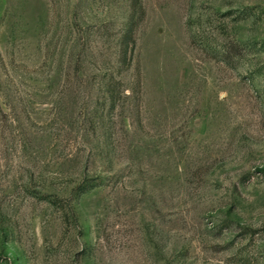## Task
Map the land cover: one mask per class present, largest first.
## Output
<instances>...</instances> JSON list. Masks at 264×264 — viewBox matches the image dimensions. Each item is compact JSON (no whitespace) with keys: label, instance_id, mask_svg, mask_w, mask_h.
<instances>
[{"label":"rangeland","instance_id":"1","mask_svg":"<svg viewBox=\"0 0 264 264\" xmlns=\"http://www.w3.org/2000/svg\"><path fill=\"white\" fill-rule=\"evenodd\" d=\"M0 264H264V0H0Z\"/></svg>","mask_w":264,"mask_h":264},{"label":"trees","instance_id":"2","mask_svg":"<svg viewBox=\"0 0 264 264\" xmlns=\"http://www.w3.org/2000/svg\"><path fill=\"white\" fill-rule=\"evenodd\" d=\"M132 30H129V33L128 34H125L124 36H123V43L125 42V41H127L126 42V44H125V46H126V50H130V48H131V41H133V39H132ZM135 43V42H134ZM134 46H132V49H134L133 48ZM128 57H130V56H128V55H126L125 56V60H127L128 59ZM113 95H114V93H113Z\"/></svg>","mask_w":264,"mask_h":264}]
</instances>
